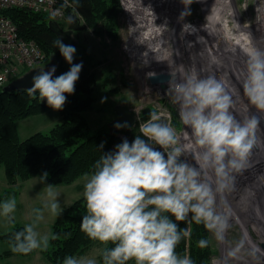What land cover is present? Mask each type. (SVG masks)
Here are the masks:
<instances>
[{"label":"clouds","instance_id":"clouds-1","mask_svg":"<svg viewBox=\"0 0 264 264\" xmlns=\"http://www.w3.org/2000/svg\"><path fill=\"white\" fill-rule=\"evenodd\" d=\"M182 3L186 10L181 13V19L190 14L188 6L193 0H182ZM59 14V9L52 13ZM68 21L75 23L71 16ZM56 44L70 69L55 78V66L48 71L41 69L33 76L27 92L30 96L38 93L41 101L60 111L67 95L75 92L83 64H73L74 46L59 39ZM246 55L244 95L258 113H264V49L253 45ZM155 75L148 73L149 77ZM170 75L165 94L178 105L183 125L191 129L190 144H181L175 129L162 123L160 114L153 111L139 125L146 139L140 135L131 143L125 139L116 146L115 152L102 154L94 171L85 173L86 214L80 227L89 239L114 244L103 251V264H127L130 260L135 264H194L190 257L176 253L178 243L190 233L170 216L177 222L189 220L191 216L189 222L202 223L217 240L223 239L229 227L228 216L220 211L217 196L222 198L234 185V173L247 166L262 117L252 114L243 121L237 120L230 111L231 96L214 76L200 78L192 72L178 79L173 71ZM123 126L126 125H115L118 129ZM184 138H189L187 133ZM186 153L195 163L188 161ZM47 176L44 173L40 177L42 183ZM59 195L53 184H47L43 208L53 216L63 212ZM15 209L16 199L12 197L0 204V215L13 220L11 214ZM34 212L33 224L15 233L13 252L27 255L48 247V236L41 237L35 231L36 222L43 219V211L35 209ZM207 244L205 239L198 241L200 248ZM240 247L229 255L236 256ZM257 251L253 249L251 255L255 256ZM63 264H96V261L69 256Z\"/></svg>","mask_w":264,"mask_h":264},{"label":"rangeland","instance_id":"rangeland-1","mask_svg":"<svg viewBox=\"0 0 264 264\" xmlns=\"http://www.w3.org/2000/svg\"><path fill=\"white\" fill-rule=\"evenodd\" d=\"M207 2L208 1H205L203 4H199V2L193 0V3L188 6L190 14L182 19L185 26H194L195 22H200L202 24H198L201 27L198 25L196 26L199 27V34L195 33L196 29H194V32L192 31L193 33L191 35L186 34L184 36L181 34V36H179V40L180 37L184 40L183 45L190 46L192 43L194 44L191 46V52L183 48V45L179 43L181 44L179 52L173 47L170 52V61L168 62L170 63L173 60V65L175 67L178 66V69L184 72V75L186 73L195 72L200 78H205L207 76L215 77L212 67L215 68L213 63H215V61L218 62L222 73L228 80L227 85L231 87V90L233 87L237 91L236 99L232 100V107L230 108L233 115H235L236 118L240 117V119L237 118L240 121H243L246 117L251 116L252 114H257L262 117L261 124L256 132V143L251 150L247 166L241 172L234 173L235 181L232 188L226 190L222 194V198L221 195L217 196V204L220 211L228 216L229 227L225 231L222 240H217L214 233L206 229L209 242V264H264V113L257 112L255 107L249 103L247 97L244 95L243 89L240 88V86L243 88V84L240 82H244L246 77V53L250 46L245 42V37L240 38L239 36L236 38L233 37V35H229V33H233L235 29H237L234 23V20L237 19L242 25H248V28H250L248 34L252 39L254 46L264 49V8L263 13L261 9V5L264 6V0H246L245 4H241L239 0H236V5L234 6L238 13L235 15L234 19L232 17L225 18L226 16L219 19L221 17L219 14H217V17L212 18V15H209V12L205 17L204 13H206L211 7L209 2ZM258 2H260L261 5H259ZM181 5L184 12L186 9L182 0ZM259 7L260 9L257 12ZM177 9H179V7ZM170 17H173V15ZM173 18H167V20L170 21L169 25L174 24V22H172ZM213 19L217 20L214 22ZM117 25L118 40L115 42L109 40L104 35L96 36L89 29L84 30L81 35V40L89 49V52L94 54L96 59L100 60V62L93 67L96 72L97 81L94 92L96 101L93 104V109L84 112V115L88 119L87 133L93 134L104 126L108 127L110 122L116 117V105H122L135 113L137 118L135 125H138V129L140 124L145 123L150 118L148 117L146 120L141 119L142 111L145 109H148V112L149 110L150 112L155 111L160 114L162 123H167L175 129L177 135L181 138V144H190L191 129L183 125L179 117L178 105L173 104L170 98L165 94L168 84L161 90H148V88H143L141 82L136 79V76L131 69V62L125 57L121 48V42L126 33V24L121 12L119 14ZM229 27L234 31L232 32ZM198 35L205 36L207 41H212L217 37V41L215 43L213 42V46L209 45L207 42L206 46L208 48L206 47V51H202L203 48L200 47L202 38L200 36L197 38ZM237 39L239 46L237 47L236 45L235 47L232 43ZM217 42H220V45H217ZM246 47L248 49H245ZM233 48H235V51L232 50ZM196 49L202 51L201 54L203 59H199L200 67L197 66L195 58L196 54H192V51H195ZM167 58H169V56L166 57V59ZM223 65H227V67L231 68L233 72L235 69L237 72H235L236 75L238 74V78L236 75L234 76L236 83L228 76V72L225 69L226 67ZM204 67H206L207 71L205 74H203ZM160 69L166 71L167 67H160ZM199 70L200 73H198ZM173 117L179 126L173 124ZM60 121V115L58 112L50 108L42 115H35L17 121L16 127L18 136L22 140L36 132L46 133L53 125ZM185 133L188 134V139L184 138ZM153 146L159 148V146L154 143ZM161 150L163 151V149ZM184 158L185 157H181V159ZM186 158L190 163H195L190 154L186 153ZM252 171L254 174H252ZM0 174L4 177L2 166H0ZM35 179L37 178L25 181L27 183L24 185L21 195L18 199L15 198L16 209L15 212L11 214L14 219L9 220L4 217L5 222H2L0 233L9 231L14 222L21 224L24 227L33 224L35 221L34 210L41 209L43 211V219L36 222L35 231L41 237H50L51 224L55 216H53L50 211L44 210L43 208L47 199V184L41 183L38 187L31 188L30 185L32 183L29 182ZM85 182L84 175L78 178L75 183L69 185H54L55 190L60 193L58 201L61 208L83 196ZM252 194L256 196H253V202H250V200H247V196ZM244 198L245 202L242 204L241 202ZM257 200L260 203V208H256L258 207ZM240 203L241 206L239 207ZM258 209H261L262 211L260 210L259 212ZM106 245L107 244H101L99 241H95L84 255L77 259H93L96 261V264H98L97 256ZM240 245H242V247H240L237 255L230 256L229 253ZM7 247H9L7 243L0 242V250ZM253 249L259 250L255 253V256L251 255ZM33 256H37L36 250H33L29 257L32 259ZM13 258L18 259L21 257L14 255L10 260H14ZM28 258L24 260H27L28 262L32 261L31 259L28 260ZM130 264H135V262Z\"/></svg>","mask_w":264,"mask_h":264},{"label":"trees","instance_id":"trees-1","mask_svg":"<svg viewBox=\"0 0 264 264\" xmlns=\"http://www.w3.org/2000/svg\"><path fill=\"white\" fill-rule=\"evenodd\" d=\"M58 5L64 11L61 20H54L43 12L33 11L26 7H9L0 10V15L10 19L16 27L19 38L34 42L43 54V60L38 67H43L53 61L56 67V76L67 72L71 65L67 63L57 48V38L52 30L53 22L62 29L69 30L76 40V52L73 64L82 63L83 67L79 79L75 84V92L67 95L62 110L57 111L60 122L53 125L48 132H36L20 139L16 122L27 117L42 114L51 107L47 102L39 99L38 93L30 96L27 89L3 90V87L12 79L20 76L29 68L10 78L0 86V166L4 170L6 187L0 195V204L20 193L24 181L38 178L48 173L44 183L53 185H69L94 171V165L102 154L116 151V146L125 139L131 143L137 135L142 139L135 125L129 131L109 133L108 127H102L93 134H88V119L84 115L87 110L93 109L96 101V72L93 67L100 60L89 52L81 40L82 32L89 29L96 36H106L115 42L118 40L117 21L120 14L119 0H58ZM71 16L75 23H69ZM149 112L142 113L141 119L146 120ZM173 124L179 126L173 117ZM103 144V147L101 145ZM41 180V179H40ZM63 212L55 216L51 224V235L46 249L39 248L41 256L50 264H63L66 257L79 258L95 243L94 240L81 231V221L86 214V205L83 196L62 208ZM181 229H187L189 237L181 239L176 246V253L190 257L194 264H209V242L206 247L200 248L198 241H208L205 226L195 222L175 221ZM24 226L13 223L9 231L0 233V242L9 247L0 250V258L13 255L28 257L12 251L15 244L14 235L22 231ZM114 247L108 242L98 254L97 260L103 264L102 253L105 249ZM134 262L130 260L127 264Z\"/></svg>","mask_w":264,"mask_h":264},{"label":"built area","instance_id":"built-area-1","mask_svg":"<svg viewBox=\"0 0 264 264\" xmlns=\"http://www.w3.org/2000/svg\"><path fill=\"white\" fill-rule=\"evenodd\" d=\"M194 1L198 2V0ZM205 1L209 2L210 8L223 10L221 18L226 16L225 18L232 17L234 19L238 13L234 6L236 5V0ZM239 1L241 4L246 2V0ZM178 2L179 0H119L120 12L126 24V33L121 42V48L125 57L131 62V69L136 79L141 82L143 88H148V90L163 89L159 84H152L149 81L148 73H167L155 67L153 62L158 60V58L165 59L168 57L179 39L178 34L175 32V25H169L170 21L166 18L167 13L169 14L170 12L171 15L176 13L180 3ZM199 4L203 3L199 2ZM258 4L261 5L260 2ZM168 5L171 9H169ZM9 7H26L33 11L46 13L50 18L58 21L64 15L62 7L58 5V0H0V10ZM262 8H264L263 5H261ZM57 9L60 10V14L53 16L52 13ZM259 9L260 7L257 12ZM204 14L206 17L208 10ZM234 21L238 31L235 29V31L233 30L234 33L232 28L230 29L229 27L233 32L229 33V35H233V37L239 35L241 37L244 34L245 42L252 47L254 43L248 34L250 28L247 25H242L237 19ZM237 23L241 26L240 31ZM198 24L201 23L195 22L194 25ZM199 36L202 38L200 47L204 51H206L207 42L209 45H214L212 41H207L205 36ZM180 40L183 45V38L180 37ZM192 45L194 44L192 43L190 46L183 45L182 47L190 51ZM202 51L197 49L192 51V54H196L195 58L198 67H200L199 59H203ZM143 53H145L144 56ZM42 60L43 54L39 47L32 41L19 38L16 33V27L10 19L0 15V86L4 85L10 78L17 76L22 69L33 68L40 64ZM145 60H147L146 64L151 63L147 68H145ZM167 84L168 82L165 83V87Z\"/></svg>","mask_w":264,"mask_h":264},{"label":"water","instance_id":"water-1","mask_svg":"<svg viewBox=\"0 0 264 264\" xmlns=\"http://www.w3.org/2000/svg\"><path fill=\"white\" fill-rule=\"evenodd\" d=\"M57 40H61L66 45L74 46L76 44V40L73 38L71 32L66 29H62L58 23L53 22V26L51 27ZM54 65L53 61H50L43 67H35L25 71L20 76L10 80L4 87L3 90L11 91L16 89H28L32 86V78L37 75L41 69L44 71L50 70ZM56 77V72L53 74V78ZM171 79L170 73H158L154 77H149V81L152 84H159L161 88H165V83ZM46 102V101H45ZM148 109L142 111V113H147ZM116 117L110 122L108 129L109 133L114 134L120 131H129L131 130L136 123V115L135 113L122 106L116 105L115 107ZM116 124L126 125L121 128L115 127Z\"/></svg>","mask_w":264,"mask_h":264},{"label":"bare ground","instance_id":"bare-ground-1","mask_svg":"<svg viewBox=\"0 0 264 264\" xmlns=\"http://www.w3.org/2000/svg\"><path fill=\"white\" fill-rule=\"evenodd\" d=\"M179 2H180V5H179V9H177V11H176V13L173 15V17L175 18H173V17H170L171 16V14H170V12H169V14L167 13V15H166V17L167 18H173L172 19V22H174V28H175V32H176V34H178V36H180L181 34H183L184 36L186 35V34H188V35H191L193 32H194V29H196V31H195V33H198L199 34V27H201V26H199V27H196L197 25H194V26H185V23H183L182 22V19H181V13L183 12V10H182V7H181V0H179ZM198 2H200V3H203V0H198ZM204 2H205V0H204ZM208 3V2H207ZM168 7H169V5H168ZM210 7V6H209ZM169 9H171V7H169ZM182 10V11H181ZM262 10H263V8H262ZM172 11V10H171ZM175 12V11H174ZM208 12H209V15H212V18H215V17H217V14H219L220 16L222 15V13H223V10L222 9H219V8H209V10H208ZM172 13V12H171ZM218 15V16H219ZM221 18V17H220ZM210 20V19H209ZM214 20V19H213ZM217 20V19H216ZM216 20H214V22L216 21ZM166 21V20H165ZM219 22V21H218ZM212 24V23H211ZM217 24V23H216ZM215 24V25H216ZM238 24V23H237ZM209 25V24H208ZM207 25V26H208ZM218 25V24H217ZM211 26V25H210ZM238 26H239V30H240V24H238ZM248 26V25H247ZM193 31V32H192ZM241 31H242V29H241ZM207 32V31H206ZM211 32V31H210ZM243 32V31H242ZM194 33V34H195ZM208 34V33H207ZM220 34V33H219ZM226 34V33H225ZM197 35V34H196ZM220 36V35H219ZM198 37H199V35H198ZM197 37V38H198ZM236 37H239V35H236ZM242 37H245L244 36V34H243V36H241L240 38H242ZM197 40V39H196ZM202 40V39H201ZM217 41V37H215L213 40H212V43L214 42H216ZM179 43H181L180 42V40L178 39V41H177V43H176V45L174 46V48L176 49V51H178L179 52V49H180V45L181 44H179ZM220 45V42H217V45ZM232 44H234V46L236 47V45H237V47L239 46V43H238V39L237 40H235V42L234 43H232ZM248 44V43H247ZM199 46V45H198ZM244 46V45H243ZM247 46V45H246ZM231 48V47H230ZM238 49V48H237ZM246 49H248L247 47H246ZM250 49V48H249ZM248 49V50H249ZM263 49V48H262ZM203 50V49H202ZM229 50V49H228ZM233 51H235V48H233L232 49ZM231 50V51H232ZM214 51H215V47H214ZM208 52V51H207ZM227 52V51H226ZM206 54V53H205ZM213 54V53H212ZM236 55V54H235ZM211 56V55H210ZM209 56V57H210ZM214 56V55H213ZM172 57V56H171ZM220 57V56H219ZM173 58V57H172ZM216 58H217V56H216ZM170 59V55H169V58H165V59H163V58H158V60H155L154 62H153V64L155 65V67H157L158 69H160V67H164V68H166L167 67V69H166V72L167 73H171V71H173V72H175L176 73V75H177V78L178 79H180V78H183V76H184V72H182V71H180V69H178L179 67L177 66V67H175L174 65H173V63H172V61L169 63L168 61H170L169 60ZM178 59V58H177ZM207 59V58H206ZM215 59V58H214ZM213 59V60H214ZM229 59V58H228ZM233 59V58H232ZM218 60V59H217ZM220 60V59H219ZM208 61V60H207ZM215 61V60H214ZM205 62V61H204ZM210 62V61H209ZM165 63H168V64H170V65H168V64H165ZM206 63V62H205ZM145 64V68H147V67H149L150 66V64L151 63H149V64H146V63H144ZM165 64V65H164ZM185 64V63H184ZM210 64V63H209ZM214 64V66H215V68L214 67H212V69H213V71H214V74H215V78L218 80V81H220L221 82V84H223L224 85V89H225V92H227L230 96H231V98H232V100L234 99H236V95H237V91L232 87V90L230 89L231 87L229 86V85H227V79H226V76L222 73V71H221V69H220V66L218 65V62H216L215 61V63H213ZM220 64V63H219ZM179 65V64H178ZM205 66V65H204ZM222 66V65H221ZM224 67H226L225 69L227 70V72H228V76L229 77H231L232 78V80L235 82V80H234V76L236 75V71H235V69H234V72H233V70H231V68H228L227 67V65H223ZM175 67V68H174ZM209 67V66H208ZM211 67V66H210ZM229 70H228V69ZM234 68V67H233ZM176 69V70H175ZM161 70H163V69H161ZM179 70V71H178ZM223 70V69H222ZM148 71V70H147ZM164 72H165V70H164ZM205 72H207L206 71V67H204L203 68V74H205ZM236 72V73H235ZM198 73H200V70H199V72ZM234 74V75H233ZM238 75V74H237ZM236 75V76H237ZM236 78V77H235ZM237 78H238V76H237ZM243 81V80H242ZM236 83V82H235ZM240 83H244V82H240ZM240 83H238V84H240ZM241 84V85H242ZM238 86H240V85H238ZM240 88L241 89H243L242 88V86H240ZM233 103H235V102H233ZM235 116V115H234ZM237 118H239L240 119V117H237ZM236 118V119H237ZM238 120V119H237ZM257 146V145H256ZM254 151V150H253ZM260 153V152H259ZM261 154V153H260ZM259 156V155H258ZM262 158V157H261ZM258 159V158H257ZM258 163V162H257ZM256 164V163H255ZM252 174H254V172L252 171ZM250 177V176H249ZM249 189V188H248ZM253 192V191H252ZM253 196H256V195H254V194H252V195H248L247 196V200H250V202H253L252 201V199H253ZM258 196H259V194H258ZM261 198V197H260ZM256 201V200H255ZM243 202H245V198L243 199V201L241 202L242 204H243ZM257 202H258V200H257ZM263 202V201H262ZM241 203H240V205H239V207L241 206ZM252 204V203H251ZM257 206L258 207H256V208H260V203L258 202L257 203ZM259 210V212H260V210L261 209H258ZM262 211V210H261ZM223 262V261H222ZM222 264V263H221Z\"/></svg>","mask_w":264,"mask_h":264},{"label":"crops","instance_id":"crops-1","mask_svg":"<svg viewBox=\"0 0 264 264\" xmlns=\"http://www.w3.org/2000/svg\"><path fill=\"white\" fill-rule=\"evenodd\" d=\"M46 112H44V113H46ZM44 113H42V114H44ZM26 183L27 182L24 181V183L22 185V188L20 190V193L17 196H15L14 198L18 199V197L21 195V191L23 190V187H24V185H26ZM29 183H32L30 185L31 188H35V187H38L42 182H41L40 179L37 178V179H35V180H33V181L29 182ZM5 187H6V183H5L4 177H2L1 174H0V195L3 192ZM2 222H5V218H4L3 215H0V228L2 227ZM35 250L37 251V256H33L32 259L28 256L29 258L28 257H21V258H18V259L13 258L14 260L11 261L10 259L14 256L13 255V256H10V257H7V258H0V264H50L41 256L39 248L35 249ZM26 258H28V260L31 259L32 261L28 262L27 260H24ZM98 264H101V263L98 262Z\"/></svg>","mask_w":264,"mask_h":264}]
</instances>
